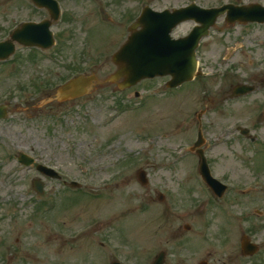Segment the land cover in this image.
<instances>
[{"label": "rangeland", "instance_id": "1", "mask_svg": "<svg viewBox=\"0 0 264 264\" xmlns=\"http://www.w3.org/2000/svg\"><path fill=\"white\" fill-rule=\"evenodd\" d=\"M62 1L65 21L54 31L59 43L56 50L63 52L52 72L40 73L28 82L38 60L24 61L21 74L26 78V95L15 92V77L0 81L3 91L15 92L7 103L8 119L0 122V264H106L104 259L112 248L115 256L127 264H146L144 260L153 247L172 238L168 234L162 240L155 230L177 228V233L186 239L190 234L185 226L192 228L198 240L193 242L200 246L199 252H186L191 256L187 264H196L212 252L215 264H264V191L250 190L240 195L233 190L226 202H220L221 208L212 210L207 200L210 194L206 195L205 187L193 177L198 175L199 163L190 148L196 140L197 120L202 111L208 110L203 122L208 128L205 138L213 151L207 156L211 162L214 160L212 170L216 176L224 177L226 173L228 180L239 181L244 189L248 183L262 179L254 177L258 175L255 169H264V153L254 154L257 150L246 148L236 134L233 127L240 124V119L232 117L229 123L224 109L215 112L210 107V101L219 102L224 97L228 83L224 50L214 45L224 43L222 40L211 41L202 57L200 70L215 75L205 85L194 82L169 92L165 79H156L124 92L113 85L99 86L87 96L69 102H61L58 91L51 98L41 95L42 88L54 86L56 90L74 73L96 74L99 80L113 74L116 67L110 63L111 55L127 40L130 24L145 6L162 11L195 1L204 7L231 1ZM239 1L264 4V0ZM15 2L11 0L0 12L11 11ZM107 2L110 11L107 6L103 11L118 20L116 26L108 23L102 13V5ZM27 5L26 2L23 13L12 11L13 14H20L24 20L47 18V12L34 14L37 10ZM192 25H181L175 37L187 35ZM232 32L246 45L264 42V25L232 28ZM83 51L87 52L85 56L81 55ZM98 62L103 66H94ZM46 65L41 64L40 72ZM6 71L7 67H0V75ZM154 88L157 96L146 101ZM136 92L143 97L131 104ZM19 152L38 155L39 162L57 168L62 181L43 178L35 167L21 165ZM140 170H146L154 183L167 186L164 203L138 182L136 174ZM89 177L105 184L104 192L87 186ZM35 179L46 183L43 198L33 189ZM71 181L81 183L84 189H70ZM41 204L56 209L50 210L51 216L47 217L37 212ZM161 210H165L163 215ZM49 218L53 219V228L47 225ZM202 218L211 222L207 225ZM92 225L96 227L84 238H72V234ZM204 227L209 232L206 228L203 233ZM243 235L261 246L257 255H241ZM102 242L107 245L105 249Z\"/></svg>", "mask_w": 264, "mask_h": 264}, {"label": "water", "instance_id": "2", "mask_svg": "<svg viewBox=\"0 0 264 264\" xmlns=\"http://www.w3.org/2000/svg\"><path fill=\"white\" fill-rule=\"evenodd\" d=\"M33 1L40 7L49 8L52 18L58 19L59 10L55 1ZM226 9L231 12L229 21L232 23L235 21L264 22V8L256 5L238 8L227 6L212 10H203L193 5L186 9L174 10L172 13L169 11L157 13L150 8H145L139 21L131 27L132 35L127 43L114 56V61L118 64L119 69L113 76V80L124 79L120 85L122 89L133 87L143 79L157 76H172L173 79L168 84L169 87H177L193 80L197 70L195 50L199 41L208 33V29L214 24L216 18ZM192 19L201 23L202 26L198 27L186 39L173 40L170 35L173 28ZM49 25L48 22L41 25L27 24L15 33L13 40L25 46L40 44L43 47H50L53 40H51ZM139 27L142 29L137 30ZM6 46L8 45L0 44V50ZM10 51H12V47H10ZM93 80H95L94 77H80L71 81L61 89L64 93L63 99L76 98L87 93V88ZM20 162L29 166L33 160L21 155ZM40 169L48 175L52 172L45 167H40ZM201 173L221 196L224 190L215 185L216 181L210 180L209 169L204 158ZM140 180L146 182L145 174L140 175ZM35 187L38 192L43 193L42 183L36 182ZM243 248L247 255H253L258 250L247 240L243 242Z\"/></svg>", "mask_w": 264, "mask_h": 264}, {"label": "flooded vegetation", "instance_id": "3", "mask_svg": "<svg viewBox=\"0 0 264 264\" xmlns=\"http://www.w3.org/2000/svg\"><path fill=\"white\" fill-rule=\"evenodd\" d=\"M230 1H234L233 3L237 5L241 4L239 0ZM17 8L23 9L22 4L18 5ZM17 12L22 13L20 10ZM20 19H22L20 14L12 15V12L0 13V41L7 39L10 32L23 22L21 21L16 25ZM248 26L259 27L254 23L230 26L226 23L224 17L219 19L218 26L211 31L207 39L201 42L198 54L199 60L202 63V57L212 43L211 41L222 40L224 42L221 44L215 43L214 45H221L223 48L224 61L227 65L226 75L228 83L227 87L225 85L226 93H224L222 99L225 104L226 116L229 117L228 122L232 121V117L233 119L235 117L239 118L240 126L248 129L252 136L251 139H244L250 141V145L253 147H264V42L246 45L244 42L236 39L232 32V28L237 29ZM214 35L218 38L214 37ZM22 51L21 49L17 50L16 55L10 62H0V67L10 66L16 74L15 67L23 62ZM238 73H241V75H238ZM3 78L4 76L1 74L0 81ZM243 85L247 88H253V90L235 95L237 92L236 88ZM245 90L241 89L239 91ZM155 231L159 233L162 240L164 237L166 238L168 233L171 234L172 238L170 240L159 241L158 246H154L153 248L155 249L151 250L144 260L146 264H152L153 259L159 254H162L163 264H187L189 262L191 256L189 254L188 256L186 252H192L197 249L193 242L195 236L192 235V230L187 232V234L191 235L186 239H183L184 234L177 233V228L167 230L157 229ZM163 231L166 232L165 235ZM158 247H160L159 251H157ZM29 259L31 263L34 261L32 257Z\"/></svg>", "mask_w": 264, "mask_h": 264}]
</instances>
